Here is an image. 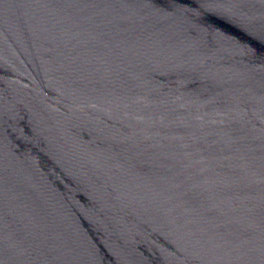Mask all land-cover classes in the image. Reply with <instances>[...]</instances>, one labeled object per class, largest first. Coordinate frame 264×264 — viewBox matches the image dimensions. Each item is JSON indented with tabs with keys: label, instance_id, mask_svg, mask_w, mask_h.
Listing matches in <instances>:
<instances>
[{
	"label": "water",
	"instance_id": "obj_1",
	"mask_svg": "<svg viewBox=\"0 0 264 264\" xmlns=\"http://www.w3.org/2000/svg\"><path fill=\"white\" fill-rule=\"evenodd\" d=\"M0 264H264V0H0Z\"/></svg>",
	"mask_w": 264,
	"mask_h": 264
}]
</instances>
